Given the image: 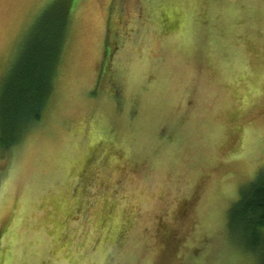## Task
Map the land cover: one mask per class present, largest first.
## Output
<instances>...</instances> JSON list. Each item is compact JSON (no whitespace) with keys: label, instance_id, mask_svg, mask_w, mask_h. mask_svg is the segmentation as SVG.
I'll list each match as a JSON object with an SVG mask.
<instances>
[{"label":"rangeland","instance_id":"1","mask_svg":"<svg viewBox=\"0 0 264 264\" xmlns=\"http://www.w3.org/2000/svg\"><path fill=\"white\" fill-rule=\"evenodd\" d=\"M65 11L51 100L0 146V264H259L229 211L264 171V0H0V100Z\"/></svg>","mask_w":264,"mask_h":264},{"label":"trees","instance_id":"2","mask_svg":"<svg viewBox=\"0 0 264 264\" xmlns=\"http://www.w3.org/2000/svg\"><path fill=\"white\" fill-rule=\"evenodd\" d=\"M67 18L65 11L60 20L37 31L14 66L0 100L1 147L17 144L42 118L53 95ZM229 228L238 243L264 264V171L241 189L229 211Z\"/></svg>","mask_w":264,"mask_h":264}]
</instances>
